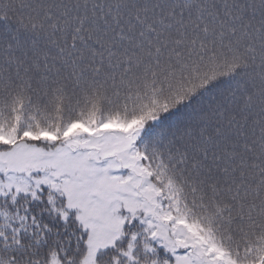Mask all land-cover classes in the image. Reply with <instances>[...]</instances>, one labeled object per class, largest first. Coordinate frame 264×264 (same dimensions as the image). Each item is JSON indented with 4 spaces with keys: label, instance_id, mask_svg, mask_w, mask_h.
Returning a JSON list of instances; mask_svg holds the SVG:
<instances>
[{
    "label": "snow or ice",
    "instance_id": "1",
    "mask_svg": "<svg viewBox=\"0 0 264 264\" xmlns=\"http://www.w3.org/2000/svg\"><path fill=\"white\" fill-rule=\"evenodd\" d=\"M0 264H264V0H0Z\"/></svg>",
    "mask_w": 264,
    "mask_h": 264
}]
</instances>
